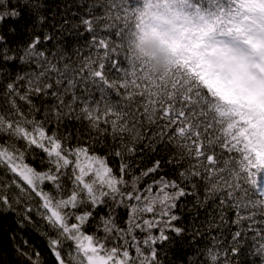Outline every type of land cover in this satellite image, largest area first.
<instances>
[{
  "label": "snow or ice",
  "instance_id": "1",
  "mask_svg": "<svg viewBox=\"0 0 264 264\" xmlns=\"http://www.w3.org/2000/svg\"><path fill=\"white\" fill-rule=\"evenodd\" d=\"M9 218L22 264L29 229L52 264H264V0H0Z\"/></svg>",
  "mask_w": 264,
  "mask_h": 264
},
{
  "label": "trees",
  "instance_id": "2",
  "mask_svg": "<svg viewBox=\"0 0 264 264\" xmlns=\"http://www.w3.org/2000/svg\"><path fill=\"white\" fill-rule=\"evenodd\" d=\"M28 162L35 164V162L31 161L30 159ZM138 171L139 169H137V172ZM126 216H127V213L121 209L120 210V217H121L120 223H123V219H126ZM13 228H15V225L12 223V218H9V220L5 222L6 230L3 232H0V249H2V251H0V264H22L21 260L14 255L13 247H12L14 242L9 239V234ZM91 231L92 230L89 229V232ZM21 235L23 236L24 239H27L31 244L35 245V247L43 254L45 264H52V259L47 249V241L44 238H42L36 231L30 230V229L24 230L21 233ZM213 235H216V233L213 232ZM15 243H22V241L18 237ZM225 243H227V241H225ZM205 245L211 246V240L208 238L202 239L200 241L199 246L203 247ZM246 251L247 249H245V252ZM191 253H192L191 249H185L183 252L185 257L187 255H190ZM239 259H241L242 264H260L258 257H253L250 255H242Z\"/></svg>",
  "mask_w": 264,
  "mask_h": 264
},
{
  "label": "clouds",
  "instance_id": "3",
  "mask_svg": "<svg viewBox=\"0 0 264 264\" xmlns=\"http://www.w3.org/2000/svg\"><path fill=\"white\" fill-rule=\"evenodd\" d=\"M136 55L148 61L147 66L154 74H165L172 60L169 52L161 50L159 38L150 33L146 34L144 42L136 48Z\"/></svg>",
  "mask_w": 264,
  "mask_h": 264
}]
</instances>
